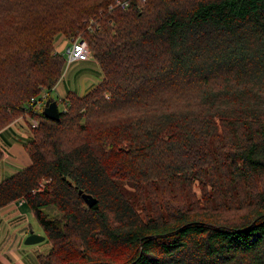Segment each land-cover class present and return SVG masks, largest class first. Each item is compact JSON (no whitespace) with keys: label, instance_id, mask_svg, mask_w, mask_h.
<instances>
[{"label":"trees","instance_id":"16d2710c","mask_svg":"<svg viewBox=\"0 0 264 264\" xmlns=\"http://www.w3.org/2000/svg\"><path fill=\"white\" fill-rule=\"evenodd\" d=\"M115 1L0 0V41L15 21L51 24L0 45V130L38 118L32 163L0 182V208L26 200L52 243L40 264H264V191L238 218L202 204L219 172L264 175V0ZM59 34L84 36L104 78L69 91L56 120L31 100L63 77ZM230 131L240 139L225 156ZM198 178L202 205H189L180 191ZM64 248L77 250L58 261Z\"/></svg>","mask_w":264,"mask_h":264},{"label":"rangeland","instance_id":"374dc122","mask_svg":"<svg viewBox=\"0 0 264 264\" xmlns=\"http://www.w3.org/2000/svg\"><path fill=\"white\" fill-rule=\"evenodd\" d=\"M9 16L11 18L13 15L10 14ZM93 18H96V16L91 17V19H93ZM7 19L8 20L3 21V23L9 22L10 25H12V21L9 20V18H7ZM27 21H28V18H25L24 21H22V22H16L15 21V23L11 26V27H14V31H13L14 33L13 34L10 33L7 35L5 34L3 41H0V45L12 37H16L21 44L23 42H25V39L26 40H33V39H35L36 36H38L37 34L41 31L42 28H44V26H51V24H47L46 22H44V24L42 26L31 25ZM90 29H92V26H90ZM78 37H82V38L86 39L82 35H79ZM78 37L69 38V37L64 36L63 34L57 35V37L55 38V40L53 42V45H54V48H53L54 51L53 52L65 54V56L67 57V50H66L67 47L66 46L61 47L60 39H65L71 45L73 43V41ZM12 43H13V41L10 42L7 46H9V47L11 45H12V47L14 46L13 48H11V51L14 52L15 56H16V53H17L16 51L19 48L20 44L18 42H15L14 44H12ZM29 44H31V43H27L26 47H28ZM91 57H94V56L92 55ZM4 61H6V60L2 57V54L0 53V63L4 62ZM66 62H67V60H66ZM67 72H68V77L62 83V86H60L61 90H63V88H64L63 85L65 83H69V84H72L74 86V88L73 87L70 88V91H74L78 95H84L89 90H91L93 87H95L96 84H98V82H99L98 81L99 79L96 76V74L94 72H91L88 61H85V60L84 61H78V62H72L70 64L66 63V68H65V72H64L63 76ZM7 75H8V69L6 67H4V65L0 66V81L3 80V78H5ZM45 95H46V99H44V104L46 103L47 99L50 98L49 92H43L39 96L41 98L42 96H45ZM51 97H53L54 99H56L58 101L59 109L64 110V103H62V100L64 97L59 98V94L57 93V91H54V93L51 95ZM44 106L43 107L41 106V108L43 109ZM41 108H37V111L35 113H39ZM20 117H22V116H20ZM24 117H27L28 119L32 118V119L38 120L37 117L36 118H35V116L33 117V115H31L30 113H26L24 115ZM30 128H31V131L33 132L32 128H35V127L32 125V123L30 125ZM30 135H31V132H30ZM228 135H229L228 139L232 140V142H229L223 148L218 146V148H220V151L222 153H224L225 156L229 155V149L230 148L234 149L237 145V142L240 139L239 137H236L234 135V133L231 131L229 132ZM242 136H243V133H242ZM216 171H217V169H215L214 167H212L209 164H206L205 174L206 173L212 174V173H215ZM219 175L220 176H218L217 178H213L214 181H215V179H217L219 181V184H220L219 192H217V194H216V192L214 194H212L213 186L206 187L205 192L207 194V198L209 201L207 203H202V204L210 205L213 213L220 215L221 217H223L222 219L238 218L239 216H241L243 213L246 212V210L248 209V206H249V203H246V202L243 203V201L246 200L248 202L251 199L253 201H256L258 199V194L260 192L264 191V175H256L253 178L241 179V180H239L238 178H234L229 170H226L225 172H219ZM203 179L208 180L210 178L203 177ZM202 183L203 182L201 180H199V178L196 179L194 182H192V184H193L192 187L188 188L191 190L193 189L192 195H190L188 193H184V192H187L188 189L180 191V192H183L182 195L186 197L185 201L188 202L189 205H193V206L202 205V204L198 203L199 200H202L201 198L204 197V194H203L204 189H203ZM229 184H231V186H234V188H235V191L233 193L234 198L229 197L228 193L226 192L227 189L225 186H227ZM53 212L56 213V211H53ZM31 224H32L31 229L35 233L41 234V232H43V228L39 224V222L37 221L36 218H34V217L31 218ZM32 245H34V244H32ZM51 246H52V243H51ZM51 249L52 248H50L48 251H45L46 253H40V254H48L51 251ZM76 250H77V248H73L71 250L64 248L62 250L61 254L59 255L58 261H60L61 255H66L67 252H75ZM28 263L34 264L32 261H28Z\"/></svg>","mask_w":264,"mask_h":264},{"label":"crops","instance_id":"0c3cea01","mask_svg":"<svg viewBox=\"0 0 264 264\" xmlns=\"http://www.w3.org/2000/svg\"><path fill=\"white\" fill-rule=\"evenodd\" d=\"M60 42L61 47L70 45L65 39H60ZM85 61H88L91 72L98 77L99 84L104 75L98 61L94 57ZM67 77L68 72L51 91V95L57 91L59 98H62L70 88H74L72 84L65 83L63 90L60 89ZM31 123L32 118L22 116L0 131V150L3 153L0 159V182L31 165L32 159L26 148L27 143L32 139ZM32 217L34 214L24 198L0 208V264H29L28 261L40 264L39 254L46 253L45 251L52 247L47 238L34 245L25 243L26 237L33 233L31 232Z\"/></svg>","mask_w":264,"mask_h":264},{"label":"built area","instance_id":"2783aa9c","mask_svg":"<svg viewBox=\"0 0 264 264\" xmlns=\"http://www.w3.org/2000/svg\"><path fill=\"white\" fill-rule=\"evenodd\" d=\"M130 6L129 0H116L114 4L110 5V9L114 7H120L122 9H127ZM67 64L72 62L84 61L89 59L92 56V51L88 41L82 37L76 38L71 45L67 47ZM65 55V54H64ZM44 99H46V95L40 97L33 98L31 100V107L34 111H37V108L43 107ZM42 109V108H41ZM32 125L36 127L38 125V120L32 119Z\"/></svg>","mask_w":264,"mask_h":264},{"label":"water","instance_id":"95a60500","mask_svg":"<svg viewBox=\"0 0 264 264\" xmlns=\"http://www.w3.org/2000/svg\"><path fill=\"white\" fill-rule=\"evenodd\" d=\"M44 113L47 117L51 119H56V120L59 119L60 109H59L58 101L53 97L48 98L44 106ZM80 193L83 195L85 201L90 206L97 202V199L94 196L87 193H83L82 191H80ZM45 238H46L45 235L33 232L26 237L25 243L29 245L36 244L45 240Z\"/></svg>","mask_w":264,"mask_h":264}]
</instances>
